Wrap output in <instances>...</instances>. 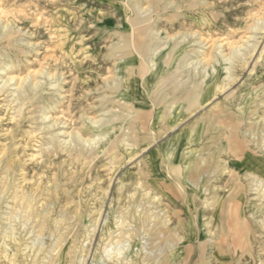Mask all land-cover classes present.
<instances>
[{
	"label": "rangeland",
	"instance_id": "374dc122",
	"mask_svg": "<svg viewBox=\"0 0 264 264\" xmlns=\"http://www.w3.org/2000/svg\"><path fill=\"white\" fill-rule=\"evenodd\" d=\"M0 264H264V0H0Z\"/></svg>",
	"mask_w": 264,
	"mask_h": 264
},
{
	"label": "bare ground",
	"instance_id": "6f19581e",
	"mask_svg": "<svg viewBox=\"0 0 264 264\" xmlns=\"http://www.w3.org/2000/svg\"><path fill=\"white\" fill-rule=\"evenodd\" d=\"M27 75H28V72H27ZM32 76H33V75H32ZM25 79H26V78H25ZM25 79H24V81H25ZM21 80H23V79H21ZM10 81H11V79H10ZM12 81H13V80H12ZM12 81H11V82H12ZM21 85H23V83H21ZM26 85H28V84H26ZM17 86H18V85H17ZM3 87H4V86H3ZM19 87H20V86H19ZM34 88H35V87H34ZM28 92H29V91H28ZM13 100H14V99H13ZM13 100H12V101H13ZM19 100H20V99H18V101H19ZM21 101H22V100H21ZM19 108H20V107H19ZM17 112H18V111H17ZM55 124H56V123H55ZM55 126H57V125H55ZM64 127H65V126H64ZM61 132H62V131H61ZM58 135H59V134H58ZM68 135H70V134H68ZM68 135H67V136H68ZM79 139L81 140V138H79ZM75 148H76V147H75ZM72 149H73V148H72Z\"/></svg>",
	"mask_w": 264,
	"mask_h": 264
},
{
	"label": "crops",
	"instance_id": "0c3cea01",
	"mask_svg": "<svg viewBox=\"0 0 264 264\" xmlns=\"http://www.w3.org/2000/svg\"><path fill=\"white\" fill-rule=\"evenodd\" d=\"M153 64H155V61L153 62ZM171 132H174V130H170ZM182 132V131H181ZM186 131H183V133H185ZM155 152H157V150L155 149ZM154 156L156 155L155 153L153 154Z\"/></svg>",
	"mask_w": 264,
	"mask_h": 264
}]
</instances>
